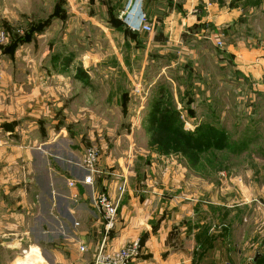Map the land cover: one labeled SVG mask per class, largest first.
Returning <instances> with one entry per match:
<instances>
[{"label":"crops","instance_id":"0c3cea01","mask_svg":"<svg viewBox=\"0 0 264 264\" xmlns=\"http://www.w3.org/2000/svg\"><path fill=\"white\" fill-rule=\"evenodd\" d=\"M77 1L73 4L67 0L66 5L69 9L72 7V16L80 18L78 14H83L86 19L80 18L79 23L104 33V42L111 49L108 52L107 48L104 49L99 56L101 59L105 53L116 55L114 44L121 45L116 48L115 58L120 61V57H125L122 50L126 52L127 40L131 39L124 34L119 41L114 40L110 33L125 30L147 41L150 51L160 56L154 61H169L162 68L166 74H171L177 66L182 74L197 72L198 78L205 79L212 76L211 71L207 74L205 69L216 68L224 74V81L220 82L228 80L232 83V78H235L231 85L237 87L239 82L246 81L251 90L256 87L264 92V49L256 45L247 30L246 34L240 33V23L249 13L240 0H136L140 9L154 22V34L150 35L131 31L121 20L120 14L131 0ZM60 6L54 7L53 11L62 12L64 8ZM70 21H63L62 16L37 21L28 27L40 29L34 31L33 36L17 41L7 39L5 46H0L5 58L14 55L15 59L21 53V47L23 59L27 60L36 57L29 46L41 40L49 49V53L45 52L43 56L53 61V66L39 68L40 76L55 80L54 88H50L44 83L31 85L27 74L23 82L13 81L10 74H5L4 82L0 84V264H54L57 254L67 245L64 242L73 245L72 248L80 253L84 246L94 255L101 245L121 250L139 243L140 256L132 264H223L228 260L233 264H248L257 254L260 257L255 264H264V188H257L249 179L240 180L234 173L238 170L236 163L228 167L215 163V168H219L213 181L203 176L192 178L188 173L189 165H170L175 173L170 171V174L151 180V183L138 184L128 183L132 177L128 172V161L115 165L116 159H111L106 153L98 165L99 173L94 176V185H79V199L74 204L67 181H82L86 177L87 172L82 166L83 149L94 137L86 133L85 139L81 137V142L76 141L59 124L62 121L95 123L92 104L88 102L93 98L91 80L95 67L88 69L81 62L79 69L87 76L88 84L70 86L75 105L88 104L87 107L81 105L76 108L83 115L70 116L64 109L62 95L59 97L57 92L64 91L65 71L72 69V76H75L78 69L63 68L62 61L65 59L71 65L78 59L88 61L95 58V51L86 50L79 56L63 54L66 38L60 31L57 33V26L58 29L62 26L70 29L73 24ZM9 26L0 20V28ZM79 29L83 31L82 27ZM218 42L223 44L222 48L217 46ZM83 44L95 48L96 40L86 35ZM97 53L100 54L98 50ZM164 70L162 74H156L152 83L163 76ZM239 75L242 78H238ZM42 90L56 93L53 109L40 96ZM84 90L85 94H82ZM154 90L167 94L173 92V87L170 84L159 87L157 84ZM162 108L151 109L153 112L148 116L136 115L130 121L158 124L164 118ZM211 115L209 112L203 123L222 121V117L216 116L214 121L209 120ZM170 119L171 115L166 114L165 122L170 123ZM179 121L184 123L185 117L180 116ZM219 136L227 138L228 134ZM248 137L246 133V140ZM203 139H207V135ZM206 165L200 160L197 168L200 170ZM153 169L154 165L147 170L152 172ZM23 174L26 184L22 181ZM29 186L35 193L32 213L27 208L29 202L24 205V194L29 191ZM99 193L107 194L119 204L117 216L108 226L92 203ZM26 215L29 217L27 228ZM249 236L259 240L258 248L253 252L245 248ZM46 248H50L49 255L44 252L43 256ZM2 251L9 258L4 259ZM26 251L36 253L25 258Z\"/></svg>","mask_w":264,"mask_h":264},{"label":"rangeland","instance_id":"374dc122","mask_svg":"<svg viewBox=\"0 0 264 264\" xmlns=\"http://www.w3.org/2000/svg\"><path fill=\"white\" fill-rule=\"evenodd\" d=\"M69 1L74 4L77 0ZM232 1L238 2V0ZM240 1L241 5L249 12L244 21L240 23V33L246 34L247 30L248 34L253 36L256 45L264 49V0ZM66 4L67 0H0V20L3 19L10 25L9 28H0L2 31L0 32V46H5L4 43L7 39L17 41L22 37L33 36L34 31L40 29L37 27L28 28L32 23L62 16L63 21L71 20L70 22L73 23L72 28L67 30L63 26L62 29H58L59 26H57V33L60 31L66 38V44L62 50L63 54L75 53L79 56L86 50L95 51V58H90L88 61L78 59L74 61L73 65L68 64L65 59L62 61L63 68L69 66L78 69H76L75 76H72V69L65 71L62 83L64 91L57 92L59 97L62 95L61 101L64 109L70 116L74 114L83 115L76 108L81 105L87 107L88 104L83 102L75 105V98L71 97L73 91L70 86L88 84L87 76L82 74L79 69L81 62L88 69L95 67L91 80L94 85V89H92L93 98L88 101L92 104L96 117L95 123H67L62 121L59 124L64 132L76 141L81 142L82 139H85L86 133L93 135L94 139L89 141L88 145L82 144L83 147L85 146L83 149L84 156L87 151L96 149L100 156L99 163L103 162L106 153L111 159H116L117 164L115 165L128 161L130 164V166L128 165V172L132 174L128 183L133 181L138 184L151 183V180L158 179L166 173L168 175L170 171L171 174L175 173L172 168H169L170 165L186 167L189 165L188 173L192 178L203 176L207 180L213 181L215 171L219 168L218 166L215 168V163H221L224 167L236 163L238 170L234 173L238 178L243 181L246 179L254 181L257 188L263 190L264 92L256 87L251 90L246 81L239 82L237 87L231 85L236 81L235 78H232V83H229L228 80L227 83L220 82L224 81V74L216 68L205 69L207 74L209 71L212 74L210 77L206 76L205 79L198 78L197 72L187 73L188 75L184 73V75L177 66L173 68L171 74H166L167 71L162 68L169 61L167 59L154 61L156 60L155 57L160 56L150 51L151 46L147 41L141 40L125 30L119 29L120 32L116 30L115 35L110 31L114 40L119 41L121 35L124 34L128 39H131L127 40L126 52L121 49L125 57H120V61L115 58L117 56L116 48L121 45L114 44L113 52L116 55L112 56L110 53H105L104 58L101 59L99 56L104 53V49L107 48L106 52L111 50L109 45L104 42V33L93 31L90 27L86 28V24L81 25L79 23L80 18L86 19V17L79 12L78 17L80 18H75L72 16L74 14L70 12L72 7L70 6L69 9ZM60 5H63L62 8H64L62 12H54V7L59 8ZM79 27H82L83 31H80ZM86 35L95 38V48L86 47L83 44ZM1 50L3 51V48L0 49V62L4 78L5 74H10L9 76L13 81L23 82L27 74L30 75L31 85L39 86L44 83L54 88V79H49L50 77L46 75L40 76L39 68L48 69L53 66V61L46 60L43 56V53H49V49L46 44H42L41 40H37L29 46L30 52L36 53V57L32 59H23L24 50L21 47L19 48L21 53L17 54L16 59L14 55L5 58ZM97 50L100 54L97 53ZM57 51L59 52L58 47ZM175 56L179 57L176 54ZM170 59L173 58L170 57ZM161 69L164 70L163 76L152 83L156 74L162 72ZM167 76L170 81L167 80ZM238 78L242 77L239 75ZM157 84L159 87L170 84L173 87V92L166 94L155 91L154 88ZM66 85L69 87L67 88ZM55 94L53 90L47 92L42 90L40 93L44 102L52 109L55 104ZM82 94H85V90ZM159 106H163L162 112L171 115L170 123H167L166 127L148 123L136 124L130 121L136 115H151L152 110ZM209 112H212L209 120L214 121L213 118L216 116V118L222 117V121L203 123L205 117V120L208 119L207 114ZM177 114L183 115L186 121L181 123L179 121L180 116ZM221 133L228 134L229 138L219 136ZM246 133L249 134L248 140H246ZM204 135H207V139H203ZM160 137H165L163 143L159 140ZM184 137L185 139H182ZM205 149L208 150L204 151ZM200 160H202L203 165H207L206 168L199 170L197 166ZM153 165L152 172L147 170ZM24 174L21 177H23V183L26 184ZM151 176L153 177L151 178ZM194 181L198 183V180ZM34 196L33 187L29 186V191L24 194V205L29 202L27 208L31 210V213L34 210ZM25 218L26 227L27 222L29 224L28 215ZM256 230L257 228L254 229V231ZM247 240L245 248L252 252L258 248V237L249 236ZM64 243L67 245L62 252L57 254L54 264H94L95 255L92 252L80 253L76 248L73 249V245L70 243ZM49 250L50 248L42 250L43 256L45 253L48 254ZM34 253L36 252H28L25 258L34 255ZM251 255H249L250 258L253 257ZM2 257L4 259L9 258L4 251H2ZM35 263H39V261H35Z\"/></svg>","mask_w":264,"mask_h":264},{"label":"built area","instance_id":"2783aa9c","mask_svg":"<svg viewBox=\"0 0 264 264\" xmlns=\"http://www.w3.org/2000/svg\"><path fill=\"white\" fill-rule=\"evenodd\" d=\"M121 20L133 32L141 34H152L154 32V24L152 20L140 9L136 0H131L129 6L125 8L120 14ZM219 48L223 47L221 42H218ZM4 74L2 64L0 62V84L3 82ZM99 152L96 149L87 151L82 160V166L87 172L86 177L81 181L78 179H69L67 186L72 191L71 198L74 204L79 199V185L92 186L94 185V176L99 173ZM93 206L103 215L104 220L108 225H111L117 216L119 205L114 202L107 194L102 193L95 195L93 198ZM86 248L81 247V252H85ZM27 251L25 252V254ZM140 255V248L138 243H133L121 250H112L101 245L95 254L94 264H132ZM223 264H233L230 260Z\"/></svg>","mask_w":264,"mask_h":264},{"label":"trees","instance_id":"16d2710c","mask_svg":"<svg viewBox=\"0 0 264 264\" xmlns=\"http://www.w3.org/2000/svg\"><path fill=\"white\" fill-rule=\"evenodd\" d=\"M161 114H162V116H164V118H163V120L160 121L157 125H158V126H162V127H166L167 123L165 122V115H166L167 113L162 112ZM182 139H185V137L182 138ZM159 140L161 141V143H163L164 140H165V137H160Z\"/></svg>","mask_w":264,"mask_h":264},{"label":"water","instance_id":"95a60500","mask_svg":"<svg viewBox=\"0 0 264 264\" xmlns=\"http://www.w3.org/2000/svg\"><path fill=\"white\" fill-rule=\"evenodd\" d=\"M259 257H260V256L257 254V255L254 257L253 261H252L251 263H248V264H255V263H257Z\"/></svg>","mask_w":264,"mask_h":264}]
</instances>
